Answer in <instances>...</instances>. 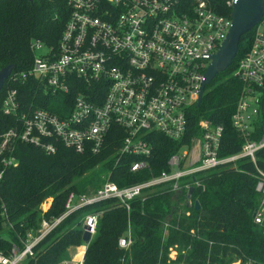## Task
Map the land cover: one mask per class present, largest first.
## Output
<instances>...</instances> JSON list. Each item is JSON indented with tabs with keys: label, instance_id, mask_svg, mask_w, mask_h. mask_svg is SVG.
<instances>
[{
	"label": "built area",
	"instance_id": "built-area-1",
	"mask_svg": "<svg viewBox=\"0 0 264 264\" xmlns=\"http://www.w3.org/2000/svg\"><path fill=\"white\" fill-rule=\"evenodd\" d=\"M236 2L225 0L230 11L222 14L211 0H66L68 15L56 46L33 40L30 66L10 72L4 81L7 87L0 110L15 118L16 124L0 133V178L4 168L19 164L14 155L16 143L46 154H54L60 147L80 154H100L106 149L108 134L115 129L120 146L114 165L122 156H132L131 172L147 168L153 151L152 133L181 145L168 157L166 169L143 182L119 187L107 171L94 192L70 193L66 211L54 219H41L23 235L17 234V241L0 251V264L33 259L40 242L73 210L114 199L129 213L133 199H144L158 185L170 183V190H183L187 195L190 187L194 190L199 186L200 173L219 166L235 168L241 158L256 167L255 189L261 199L252 216L264 235V170L256 166V153L264 149V13L248 31L252 33L251 44L233 71L241 87L230 124L242 141L239 150L223 155L224 127L205 117L196 120L197 133L188 136L204 73L226 38ZM23 83L34 86L30 102L15 86ZM43 205L40 208L45 211L49 205ZM100 214L85 212L82 232L86 226L89 241L68 247L70 258L56 264H84ZM8 224L12 228L5 219L4 227ZM168 225L163 224L165 234ZM133 242L128 221L117 239L122 251L119 264H132ZM80 247L83 251L77 257ZM177 253V245L170 246L160 264H184L177 260Z\"/></svg>",
	"mask_w": 264,
	"mask_h": 264
},
{
	"label": "trees",
	"instance_id": "trees-1",
	"mask_svg": "<svg viewBox=\"0 0 264 264\" xmlns=\"http://www.w3.org/2000/svg\"><path fill=\"white\" fill-rule=\"evenodd\" d=\"M211 1L216 11L229 14L225 0ZM67 15L66 0H0V69L8 65L12 66L11 73L27 69L33 58L29 48L33 40L56 46ZM251 40V32L241 36L231 65L205 87L199 106L192 108L188 136L197 133L194 126L199 117L222 125L223 155L237 152L242 142L230 124L241 87L233 71ZM15 86L30 102L34 86ZM6 87L4 83L0 90V106ZM39 106L47 108L45 104ZM15 124V118L0 110V133ZM149 139L152 155L147 168L137 172L129 169L132 156H122L114 165L120 146L115 129L108 134L106 149L100 154H80L64 147L46 154L31 145L16 143L14 155L19 164L4 168L0 178V251L8 250L11 242L17 241V234L36 228L41 219L61 216L70 193L94 192L104 182L107 171H111L109 179L123 187L143 182L166 169L168 157L178 151L181 142L159 133H152ZM256 166L264 170V149L256 153ZM103 171L106 173L101 177ZM198 179L190 205L183 190H170V183H165L148 192L144 199H133L129 213L114 199L73 210L45 236L35 249L34 258L26 264H56L68 247L81 245L82 219L87 211L101 214L96 233L85 250L84 264H119L122 251L117 239L128 221L134 236L132 264H160L173 245H177V260L184 264H232L234 260L239 264H264V235L252 216L261 199L255 189V165L241 158L235 168L219 166L200 173ZM184 182L192 181H180ZM49 199L48 208L42 211L40 205ZM194 201L199 203L198 210L194 209ZM5 219L12 228L9 224L4 227ZM164 222L169 224L166 234Z\"/></svg>",
	"mask_w": 264,
	"mask_h": 264
},
{
	"label": "water",
	"instance_id": "water-1",
	"mask_svg": "<svg viewBox=\"0 0 264 264\" xmlns=\"http://www.w3.org/2000/svg\"><path fill=\"white\" fill-rule=\"evenodd\" d=\"M263 13L264 0H237L232 6L230 12L231 25L226 38L223 40L216 53L211 56V62L204 73V79L201 84L196 105H199L202 100L204 88L218 73L224 71L231 65L236 56L241 36L250 31V29L258 23ZM11 70V65L0 69V90ZM192 192L193 187H190L187 192L188 199H191ZM194 209H199V203L197 201H194ZM83 229L81 240L86 243L90 239V233L86 226H83Z\"/></svg>",
	"mask_w": 264,
	"mask_h": 264
},
{
	"label": "rangeland",
	"instance_id": "rangeland-1",
	"mask_svg": "<svg viewBox=\"0 0 264 264\" xmlns=\"http://www.w3.org/2000/svg\"><path fill=\"white\" fill-rule=\"evenodd\" d=\"M262 31H264V27L262 28ZM244 39H245V36L243 37ZM243 39V40H244ZM242 40V41H243ZM96 171H99V170H96ZM106 172L105 171H103V172H101V177H103L102 175L103 174H105ZM50 200V199H49ZM47 201V202H45L44 203V205H43V207H46L47 208V206L50 204L49 202H51V201ZM76 202V199H74L73 200V203H75ZM46 204V205H45ZM188 205H190V204H188ZM77 246H79V245H77ZM73 252H74V250H73ZM64 259H69L70 258V253L67 251V249H66V251H65V254H64V257H63ZM250 261V260H249ZM22 264H26V261H24ZM232 264H239V261H237V260H234L233 262H232Z\"/></svg>",
	"mask_w": 264,
	"mask_h": 264
},
{
	"label": "crops",
	"instance_id": "crops-1",
	"mask_svg": "<svg viewBox=\"0 0 264 264\" xmlns=\"http://www.w3.org/2000/svg\"><path fill=\"white\" fill-rule=\"evenodd\" d=\"M78 250H79V253H78V255H81V254H82V251H83V248H82V247H80Z\"/></svg>",
	"mask_w": 264,
	"mask_h": 264
},
{
	"label": "bare ground",
	"instance_id": "bare-ground-1",
	"mask_svg": "<svg viewBox=\"0 0 264 264\" xmlns=\"http://www.w3.org/2000/svg\"><path fill=\"white\" fill-rule=\"evenodd\" d=\"M46 205V204H45ZM77 257H80V255H78Z\"/></svg>",
	"mask_w": 264,
	"mask_h": 264
}]
</instances>
